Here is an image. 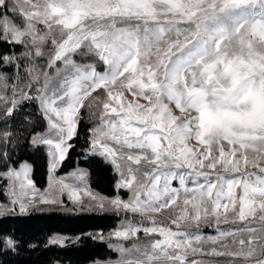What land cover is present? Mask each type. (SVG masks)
I'll use <instances>...</instances> for the list:
<instances>
[{
    "label": "snow or ice",
    "instance_id": "6c2138e0",
    "mask_svg": "<svg viewBox=\"0 0 264 264\" xmlns=\"http://www.w3.org/2000/svg\"><path fill=\"white\" fill-rule=\"evenodd\" d=\"M0 41L23 45L22 55L28 62L27 76H18L11 86V106L4 91L9 80L0 73V100L6 101L0 104V113L8 119L23 101L38 102L49 132L34 133L30 142L34 147H48L50 172L73 147L69 141L76 135L80 109L97 89H103L106 98L93 97L103 109L99 124L92 129L93 154L111 158L118 170L117 157L123 161L125 155L132 164L143 160L153 166L150 171L128 167V177L119 186L133 189L135 183L133 199L128 203L113 199L111 205L142 215L160 213L177 203V190L170 187L177 173L161 169L191 170L180 174L179 180L183 185L185 175L193 176L198 187L186 191L198 195L184 199L185 209L171 220L177 230L158 225L150 217L151 226L129 224L115 232L124 239L141 230L160 237L143 250L136 249L140 256L122 264H203L188 261L189 254L205 250L194 246L202 237L180 230L181 222L199 224L211 216L219 224L223 215L227 223L229 213L231 223L238 226L207 240L213 244L222 237L232 240L209 254L231 257L229 264H264V175L245 171L239 177L213 180L210 173L198 170H218L219 166L240 173L242 167L250 166L264 174L260 166L264 159V0H0ZM75 55L95 56L105 71L76 64ZM44 56L60 79L52 84V77L43 72L44 87H39L42 70L37 61ZM58 62L64 65L63 73ZM4 65L21 66L17 57L0 55V67ZM125 89L134 100L144 98L148 105L126 103ZM169 104L175 105L180 117L172 114ZM13 135L0 131V144H10ZM192 139L204 151L189 148L187 142ZM225 141L227 152L222 146ZM248 150L255 155L250 156ZM6 156L0 152V158ZM136 172L144 180L138 181ZM7 176L11 178L13 172L9 170ZM15 177L19 179L20 173ZM28 185L32 186L31 181ZM237 187L242 189L239 194L234 192ZM69 195L79 200L75 192ZM92 199L98 201L96 207L105 208L103 198ZM40 203L57 201L41 197ZM19 210L26 211L24 203ZM6 243L13 247V241Z\"/></svg>",
    "mask_w": 264,
    "mask_h": 264
},
{
    "label": "trees",
    "instance_id": "16d2710c",
    "mask_svg": "<svg viewBox=\"0 0 264 264\" xmlns=\"http://www.w3.org/2000/svg\"><path fill=\"white\" fill-rule=\"evenodd\" d=\"M23 45L4 43L0 41V55L15 56L20 65L25 63ZM74 60L79 64H91L95 69L102 66L94 56L75 55ZM27 62V61H26ZM28 63V62H27ZM43 72L47 69L37 62ZM26 65V64H25ZM9 84L17 77H26L19 68L4 65L0 67ZM104 99L103 90L99 89L85 100V107L80 109L77 117L76 135L69 141L73 147L69 150L59 169L66 173L76 166L88 171L90 189L107 198L120 197L124 192H116L114 184L116 175L112 167L98 157L88 156L91 129L97 118L93 113L94 104ZM91 101V107L88 106ZM98 116V115H97ZM44 118L35 103L23 105L11 118L5 119L0 113V131L12 132L13 138L8 145L0 144V152H6L5 158H0V203L7 200V180L2 176L9 168H16L19 163L27 161L32 165V180L37 188H44L46 183L47 162L40 147H34L30 138L40 128H44ZM70 203L66 202V205ZM160 220V219H159ZM119 217L105 213L68 214L59 211L29 213L27 215L5 216L0 218V264H94L116 259L105 241L96 237L97 232L105 233L115 229ZM161 221V220H160ZM62 235L72 238L64 246L49 245L48 238ZM13 241V247L7 246V241ZM142 241V235L131 239L129 245ZM143 242V241H142Z\"/></svg>",
    "mask_w": 264,
    "mask_h": 264
},
{
    "label": "rangeland",
    "instance_id": "374dc122",
    "mask_svg": "<svg viewBox=\"0 0 264 264\" xmlns=\"http://www.w3.org/2000/svg\"><path fill=\"white\" fill-rule=\"evenodd\" d=\"M11 16L12 14L9 13ZM182 27L184 25H181ZM39 28L44 29V25H38ZM95 57V56H94ZM96 58V57H95ZM155 59V57H152ZM47 56H44L43 58H38V61H40L41 65L45 64V68L47 69L44 72H48L49 76L52 77V84H56L60 77L57 76L56 68H49L47 64ZM37 61V62H38ZM74 62L78 65L81 66H87L89 64H79L75 60ZM99 63L102 66L101 70L95 69L97 72L103 73L105 71L106 66L99 61ZM27 65V62L25 61L24 64L21 65L22 67V72L26 74L25 72V66ZM58 66L61 69V72L63 73L64 65L60 62H58ZM43 71L41 72L40 78H39V84L37 86L39 87H44V76H43ZM18 81L16 80L13 84L17 83ZM11 86L12 83L9 84V87L4 90L7 94L8 97V104L10 105V100H11ZM99 90V89H97ZM103 90V89H101ZM104 92V99L106 98V93ZM124 99L126 103L130 102H135L140 105H148V101L144 98L141 97H136L134 100L133 94L129 92L128 90H124ZM35 103L38 110L40 111V107L37 101L35 100H25L23 101L19 107L16 109L18 111L21 106L23 105H28L30 103ZM167 103V100L165 99L164 101ZM6 101L0 100V104H4ZM169 108L172 111V114L174 116L180 117L181 113L179 112L178 109L175 108L174 104H169ZM155 111V110H154ZM96 112V121L94 125L92 126V129L96 127L99 122H100V115L103 112L102 106L97 107V104H94L93 108V113ZM41 113V111H40ZM98 115V116H97ZM44 118V117H43ZM53 120L55 121V116L52 117ZM44 128H40L36 130V134H45L49 132V125L47 121L44 118ZM92 129H91V139H90V146L87 151L88 156L91 157H98L102 159L104 162L109 164L115 175H116V181L114 184V188L116 192L122 191L124 192V195L121 197L117 195L114 198H107L104 196H101L95 192H93L90 189L89 186V181H88V171L80 166H76L75 168L71 169L70 171L66 173H60L59 169L61 167L62 162L56 167L54 171L49 170V164L51 157L48 154L49 149L47 146H39L42 148L45 157H46V162H47V174H46V183L44 188H37L32 180V165L27 162L23 161L18 164L16 168H9L7 169L4 173H2V176L7 180V190H6V195H7V200L4 203H0V209H3L2 213H0V218L5 217V216H17V215H27L29 213H40V212H50V211H59L62 213H68V214H89V213H105L108 215H113L116 217H119V221L115 227V229L109 230L105 233L102 232H97V234L102 235L104 238L99 239L101 241H105L108 245V248L115 253L116 259L113 260H108L104 262H96L94 264H122L123 261L128 260V259H136L138 256H140V253L136 251V249H141L143 250L145 245L149 243V241H152L154 239H160V237L156 234L153 235H145V233L141 230L139 231L135 236H132L129 239H124V238H118L115 235V232L118 230H123L126 228L129 224L136 225V226H151L149 218L151 217L152 219L155 220V222L158 225H164L169 227L172 230H177L176 225L171 223V220L175 218L179 213L185 209V205L183 204L184 199H191L193 195H198L197 192L194 191H186V189L194 190L198 187V183L193 182V176L191 175H185V182L182 185L180 180H179V175L182 173H189L191 170L188 168H181V169H161V171H174L177 173L176 178L171 179L170 181V187L174 188L177 190V203L175 205H172L169 208H166L162 210L160 213H145L141 214L139 212H132L131 210H125L122 207L117 208L109 203V201L113 199H119L122 203H128L131 202L133 199V189L136 188V184L134 183L133 189H129L128 187H122L119 186V182L122 181L123 179L128 177V171L127 168L131 167L132 169H142V170H151L152 165L147 163L146 161H141L139 165L132 164L131 161H127L126 155L123 161H119V157H117L118 162L121 164V169L118 170L116 165L111 162V158H105L104 156H101L99 154H93L91 151V140L93 138L92 136ZM154 131L159 132V129H155ZM31 141V138H30ZM31 143V142H30ZM111 144V142L109 141ZM32 144V143H31ZM188 147L192 148L193 150L199 149L200 151H204V146L197 144L195 139L189 140L187 142ZM223 148L227 152L229 149L228 143L225 141L222 144ZM124 151L131 152L132 154H139L140 150L139 149H124ZM218 155V152L216 153ZM248 154L255 155L254 153L251 152V150H248ZM147 155L151 156L150 150H147ZM237 156H239V152H237ZM260 166H264V159H261ZM29 167V169L27 168ZM28 169V175L27 178L24 176V169ZM11 170L13 172V176L9 178L7 176L8 171ZM201 172H208L210 173V178L215 180L216 176H221L225 180L234 178V177H239L243 172L247 171L249 173H256L258 175H264L262 173H259V168H253V167H248L247 169L241 168L240 173H233V172H228L223 170L218 166V170H209V169H198ZM19 172L20 177L19 179H16L15 173ZM121 172H123V176L121 175ZM81 174H83L81 176ZM135 175L138 178V181L144 180L143 175L141 172H136ZM28 181H31V187L28 185ZM200 183H203V178H200L199 180ZM64 184H67L68 187L65 188L63 187ZM161 184H163V180H161ZM23 185V187H21ZM226 188V185H225ZM88 192V198L87 200H84L81 202L80 205L76 204L70 199V192H76V193H81L84 194L85 192ZM242 191L241 188L237 187L234 189V192L239 194ZM78 196V195H77ZM80 196V195H79ZM97 197V198H103L105 201V208L101 210L100 208L96 207L95 205L97 204V200H93L92 197ZM41 197L44 198H54L56 199L57 203L53 204H46V203H40ZM81 198V197H80ZM143 198V197H142ZM207 199V198H206ZM16 200V203L13 204L12 201ZM24 203L26 207V211L24 213L20 212V203ZM66 202L70 203L69 205H66ZM91 205V207H89ZM238 207V206H237ZM8 209H14L12 211H9ZM188 213L191 214L192 209L191 205L187 206ZM221 213H223V209L220 210ZM161 221H160V220ZM231 213H229V222L225 223L223 221V215H221V222L217 224L215 222V219L212 218L211 216L207 219L204 220L202 219L199 224H196L192 222L191 220H186L182 221L180 224V230L190 232L194 235H199L202 237V240L200 242H194V246L197 247H202L205 251L202 253H197L195 255L189 254L188 256V261L190 262L191 260L195 259L197 261H202L203 264H229V261L232 259L231 257L228 256H215L209 254L211 252V249L214 247H219V245L223 242H231L232 237H222L220 241H217L215 244H213L211 241L207 240L208 237H216L218 236L220 231H229L234 228H236L238 225L231 223ZM242 226V225H239ZM142 235V241L138 244H133L129 245L127 242L130 241L131 239H134L138 236ZM72 238H69L67 236H62V235H53L50 238H48L47 243L49 245H57V246H64L67 245L69 242H72ZM131 250V251H129Z\"/></svg>",
    "mask_w": 264,
    "mask_h": 264
},
{
    "label": "crops",
    "instance_id": "0c3cea01",
    "mask_svg": "<svg viewBox=\"0 0 264 264\" xmlns=\"http://www.w3.org/2000/svg\"><path fill=\"white\" fill-rule=\"evenodd\" d=\"M28 169H29V167H27ZM76 193V192H75ZM76 195H78V198H79V200L78 201H76V200H74V199H72V198H70L73 202H75L76 204H78V205H80L81 204V202L82 201H84V200H87V199H89L88 198V192L86 191L84 194H81V193H76ZM80 195V196H79ZM81 197V198H80Z\"/></svg>",
    "mask_w": 264,
    "mask_h": 264
}]
</instances>
